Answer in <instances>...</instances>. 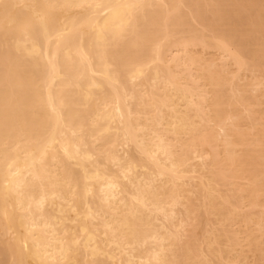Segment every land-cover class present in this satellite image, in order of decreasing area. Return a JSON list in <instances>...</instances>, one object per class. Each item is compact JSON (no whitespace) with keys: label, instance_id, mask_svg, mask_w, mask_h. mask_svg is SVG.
Here are the masks:
<instances>
[{"label":"bare ground","instance_id":"1","mask_svg":"<svg viewBox=\"0 0 264 264\" xmlns=\"http://www.w3.org/2000/svg\"><path fill=\"white\" fill-rule=\"evenodd\" d=\"M0 264H264V0H0Z\"/></svg>","mask_w":264,"mask_h":264}]
</instances>
